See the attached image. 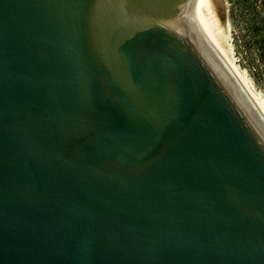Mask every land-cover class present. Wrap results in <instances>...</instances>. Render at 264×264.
I'll use <instances>...</instances> for the list:
<instances>
[{"label": "water", "instance_id": "95a60500", "mask_svg": "<svg viewBox=\"0 0 264 264\" xmlns=\"http://www.w3.org/2000/svg\"><path fill=\"white\" fill-rule=\"evenodd\" d=\"M0 264H264V118L192 0H0Z\"/></svg>", "mask_w": 264, "mask_h": 264}, {"label": "rangeland", "instance_id": "374dc122", "mask_svg": "<svg viewBox=\"0 0 264 264\" xmlns=\"http://www.w3.org/2000/svg\"><path fill=\"white\" fill-rule=\"evenodd\" d=\"M231 25L234 56L255 90L264 99V63L259 58V42L264 40L262 0H223Z\"/></svg>", "mask_w": 264, "mask_h": 264}, {"label": "bare ground", "instance_id": "6f19581e", "mask_svg": "<svg viewBox=\"0 0 264 264\" xmlns=\"http://www.w3.org/2000/svg\"><path fill=\"white\" fill-rule=\"evenodd\" d=\"M192 3L196 21L205 37L264 118V99L255 90L246 72L239 68L234 56L231 25L229 21L219 19L223 0H192Z\"/></svg>", "mask_w": 264, "mask_h": 264}, {"label": "trees", "instance_id": "16d2710c", "mask_svg": "<svg viewBox=\"0 0 264 264\" xmlns=\"http://www.w3.org/2000/svg\"><path fill=\"white\" fill-rule=\"evenodd\" d=\"M259 47H260V49L262 50L261 51V54H260V58H259V60L262 62V63H264V40H261L260 42H259Z\"/></svg>", "mask_w": 264, "mask_h": 264}, {"label": "flooded vegetation", "instance_id": "af4514ba", "mask_svg": "<svg viewBox=\"0 0 264 264\" xmlns=\"http://www.w3.org/2000/svg\"><path fill=\"white\" fill-rule=\"evenodd\" d=\"M262 9L264 10V0H262Z\"/></svg>", "mask_w": 264, "mask_h": 264}]
</instances>
